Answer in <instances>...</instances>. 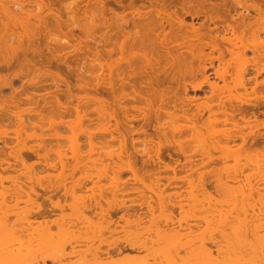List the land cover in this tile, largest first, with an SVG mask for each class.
Wrapping results in <instances>:
<instances>
[{"label": "rangeland", "instance_id": "rangeland-1", "mask_svg": "<svg viewBox=\"0 0 264 264\" xmlns=\"http://www.w3.org/2000/svg\"><path fill=\"white\" fill-rule=\"evenodd\" d=\"M16 1H19L20 3H22V1H24L23 2L24 4L22 3L23 6L21 5V9L23 11V15L20 14V12H21L20 11V5L17 4ZM155 1L154 0H118V1L117 0L116 1H114V0H0V3L3 4L5 7H7V9L11 10L15 14L19 13L20 15L19 14L18 15L21 16L20 19L22 21L25 20V18H26L25 14L30 15L31 16V17H29V21H30L29 23L30 24H28V25H30V29L31 30H36V27L39 28L37 30V36H36V33H35V37H34V47H33V49L35 51L31 52V50H29V52H26V53H22V52L16 53V58L14 59V64H16L18 62H24L23 56L29 57L31 55H33L35 57V58L33 57L34 59H36L38 55H40L41 57L43 56V57H48V58H50L52 55L53 56L55 55L56 58L59 57V59H60V61L57 60V62H63V64L60 63V65H58V63L56 62L57 63L56 64V63H54L55 62L54 61L53 63L51 62V65H52L51 68L49 67L50 66L49 64H48L49 65L48 67L51 70V69H53V66L56 64L55 67H57V69L59 68V73L61 75H63L64 78L66 79L67 83H69L68 87H67V84L65 85V83L62 84V83H59V82H58L59 84H57L58 86L54 85L53 83H54V81L56 79L55 80L53 79V82L51 84L50 82L52 81V78H50V79L48 78L50 80L49 81L48 79H46V81H49L48 85L46 84V86L43 87V85H40V83H41V81H40V82H38V84L35 85L36 87L35 86H33V87L30 86V87H28V89H26L27 85H26L25 82L28 80V78H21V80L24 82L23 86H24L25 90H27L28 92H35V94L37 95V97L35 96L36 100H37V98H40L42 95H45L44 98L41 97L43 99L42 102L47 103L46 105L50 106L53 109V108H55L54 107L55 106V99L57 100L58 97H61L62 100H61V98H59L61 100V101L60 100L59 101L61 102V104H63L65 107H67V112L68 113L67 114H62L64 117L61 115V117L58 116L59 118L57 119L56 115L48 114L49 117L46 116L48 118V120L46 118L43 121L45 123V125L42 122L43 124L41 125V128H39L41 131L34 129L35 130L34 133L35 134L37 133L36 135L39 134V136H41L44 139H42L41 137H40L41 139H39V138L35 139V137H34L31 140L27 139L26 140L27 142L25 141V144H26L25 146L27 148L31 147V146H33V148H34V146L36 147L38 145L39 141H40L41 143H39V144H43V147H45V149H48L50 151L49 157H51V156L52 157L49 158V161L51 159L50 162L55 164L57 169L54 170L55 169L54 168L53 170H51V169H49V170L46 169L45 170L42 167L43 164H38V165H36V167H34V170H36L38 172L39 176L45 177L44 179L46 181L43 178H42L43 180L41 179L42 180L41 183L44 184V186H45V183L48 182L47 180H49L50 183L55 184V185L59 184V182H60V184L61 183L62 184L65 183L64 185L66 186V189H68V188L70 189V193H73V191L71 189L75 188L73 194H70L69 191H68V194L66 196L67 197L66 198L67 201L68 200L69 201L73 200L72 197L70 198V195H72V196L74 195V197H73L74 200H84V199H87V200H98L97 198H100L98 194H100V192L102 193L101 190L103 189L104 193H102V194H104L106 196L102 195V199H104L106 197L105 198L106 200H110V199H112V197H111L112 195H115V196L117 195L118 196L120 194L118 197L117 196L114 197V199L118 198L119 200H122V199L126 200L125 204H127V205L130 204L131 200H135L136 202H139L140 198L138 197L136 191L135 192L132 191L133 190L132 188L136 187V189H140L142 187V185L137 183V182H135L136 180H134V177H132V175L129 172H126L124 169H120V167L118 166V165H120V161H118L119 159L116 157L118 152H119V154L121 153L124 158H125V156H128V155L129 156L130 155L131 156H135L138 159L137 162H139V163H137L138 168L141 167V169L139 168L140 172H145V171H148V169H149V171H151L153 169L158 170L156 168L157 166H155V167H153L152 165L146 166L142 161H143V159H146V158L148 159L149 155L154 157L155 154H156L155 150H157L159 148V150H161L160 152H161L165 162H170V157L172 159H178L179 160L180 164L177 165L175 168L177 170V172H176L177 175L176 176H177V178H180L181 176L184 177L187 173H189V171H188L189 170V166H187L185 164L184 156H182L181 154L178 155V153H176V151L179 149L178 144L183 147L182 148L183 150L185 149V151L190 152L191 155L193 154V156H196V159H198L199 158V154L202 155V153H204L206 151V149L208 148V144H209L208 142L210 140V138H209L210 135H211L210 137H212V136L214 137V135H216L215 138L220 139V137L222 136L221 133L226 132V130L228 128H230L229 124H227V125L214 124L215 126L212 124L211 126H209L210 124H207L208 123L207 122V116L209 115L208 112H204L203 118H200L197 121V123H195V125H196L195 126V130H197V131L191 129V127H192L191 124H189V123H187L185 121L183 122V120H181V119L177 120V119L171 118L170 116L167 117V115H166V118H165V115H163V116L161 115L155 121V119H154L155 116L152 114V111L154 113V111H156L157 109H161V107H162V109L165 108V109H163V112H164V110H172V109H170V106L167 107V106H164V105H162V106L160 105V101L157 100L158 99L157 95L159 93L157 90H160V88H164L165 89L166 87H167V90H168V88H169V90H168L169 92H167V93H168V96L171 98V100H173V96H174V94H176L175 93L176 91L178 92L177 95L182 93L181 92L182 90H180L181 88H177L176 89V87H175L176 84L175 83H173V82L171 83L169 80L166 81V79H164V76L162 74H160V73H162L161 69H162V67L166 68L165 72H166L167 75H170V74H172L174 72L175 73L179 72L181 69L184 72L186 70V68L184 70V66L185 65L182 66L181 63L177 67L176 66H174V67L171 66L170 67V64L168 63V60L167 61L165 60V61H160L161 64L159 66H156L155 63H154L155 66H153L154 64H151L152 66L149 65V66H151L149 68L148 65L145 66L143 59H141V60L137 59L138 62H134V61H137L134 58V60H131L130 62L133 61L134 63H136V68H133V69H135L134 70L135 73L137 72L136 74H138V73L141 74V72L144 74L145 72L149 73L150 71H152L149 74V75H151V74H153V72H154V74L156 72H159V73H156V74H159L160 78L164 79V81L166 83L163 82L164 83L163 86L160 85L159 89H157V87L155 86V89H156V90L154 89L155 92L151 91L152 88L150 89L148 87L147 88L148 89L147 94L150 95V93L153 92V93H151L152 95H150V97H149L146 94V90H147V89H145L146 86H143L145 88L138 86L139 85V83H138L139 80L143 81L145 79L144 75L142 74L143 76L139 80L137 79L138 76L135 78V79H137L138 82L135 81L136 84L134 83V86H135L134 89L135 88L138 89V90L142 89V90L139 91L140 93L142 92L141 96H143V97L145 96V100H150V103H152V104H150L151 108L147 110V106H146L147 104L144 103L145 102L144 100H143L144 101L143 102L142 100L138 99V103L136 104L137 100L135 99V104L136 105H133V106H137V109H140V108L143 109L144 110V111L142 110L143 113L140 112V111H138L136 113V111L132 110V109H131L132 111L129 110V107H131L130 105H132V103H133V102L131 103V100L128 101L129 99L127 100L125 97L123 98L125 101L123 99H122V101L120 100V96H121L120 93H123L122 95H124V94L129 95L130 94L131 96H133V93H131L132 90L130 89L129 86H125V87L123 86L124 87V89H123L124 91L122 90L123 91L122 92L121 89H120L121 82H119L115 78L117 74H119V73L123 74V71L125 73V69H126V72L130 71L129 66H127L126 63L124 62L125 60H127V59H129L131 57L130 56L131 55L130 54L131 51L128 48L129 44L126 45L127 47H126L125 51H130V53L129 52H125V53L122 52L123 53V56H122V55H120L121 53H120V51L118 49L117 50L115 49L116 51L114 50V53L111 54V55L109 53V52H113V51H109L111 48L113 49V48L117 47L116 44H118L120 46L121 42L123 43V41H125V40L122 39L123 37H120V35H121L120 33L124 34L126 32L124 37H127V35H129V34H130V36H131V34L133 35L134 30H136L138 32L137 38L138 37L140 38V36H142L144 34V31H146V27L150 26L147 29V30H149V29L150 30L146 31L145 34H147L146 38L149 37L148 39L151 40V41L149 40L150 43H152V41H153L154 45H152V48H155V45L156 44L159 45V41L161 39H164V36H163L164 35L163 31H164L166 39L168 40L169 43L171 42L173 44L177 40L176 43L177 42L178 43L177 44L176 43L173 44V45H175V48H171V49H174L175 51L174 50H169L170 54L168 55L167 52L163 53L165 50L164 51L162 50L163 52L160 50V52H162V53H159L158 52L159 50L157 51V49H152V51L156 50L157 52H154V53L151 52L153 55L152 54H148L149 57L146 56L147 59H152L153 61L155 59V60L158 61L159 57H157V55H158L157 53H159L161 58H163L165 56L168 58V56L172 57V55H173V57L177 56L176 57L177 59H179V60L183 59V61L187 62V61H189L191 59V54H190L191 51H188V47L190 48V46H193V44H192V42H189L188 44H185L184 43L185 40L182 41V38L185 36V34L188 35V36L191 34V33L190 34L185 33L186 30L189 29L191 25L194 26V27H198V26L200 27V25H202L204 27H208L207 29H213V27H214V24L211 23L208 20V18L205 16V14L202 12L203 9H205V11H207L206 10L207 7H205L206 5L202 7L201 3L197 4L198 2H200L199 0H157L156 2ZM206 1L207 2L209 1V2H212V3H220L221 2L220 0H206ZM168 2H171V3H169V6H167ZM157 3L158 4H162L163 3L164 7L167 6L166 8H163L162 5H159L160 7L162 6V8L164 9L163 11L167 12L168 14H170L172 16L171 19H170L171 20L170 21L171 24H172V21H174L175 19L178 18L177 19L178 21L175 20L176 22H179V20L181 19V21H183V23H184V26L188 27L186 29L184 28L185 29V32H184L185 34L183 33L184 36L181 34V32H182L181 30H180V33H179L178 30H176L177 31L176 34L179 33V35H176V34L173 35L174 31H173V33H171V30H173L176 27V26H174L176 24L173 23L170 26L169 22L166 23L165 20H162V21H165V22H163V24L160 22V20H161L160 17H162V16L159 17L158 14H156L159 11L160 7L159 6L158 7H154V6L157 5ZM259 3L262 4L264 2L261 0ZM227 6L231 9L230 15L232 17H234L235 20H236V15L237 14H239L241 12H244V10L242 8L234 7V5H232V3H230V2H229V4ZM17 7H19V8H17ZM132 8L134 10L136 9L137 13L140 10V14L141 15L139 16V14L134 13V10ZM196 8H197V10H196ZM151 9L153 11L149 12ZM155 9H156L157 12L155 11ZM199 12H201L202 14H199L198 16L196 14H194V13H199ZM144 13H146V14H144ZM249 13L252 16L254 15L251 12H249ZM120 14H122V16H124L126 14V17L124 16V20L127 18L126 19L127 21L125 20L127 22L126 24L125 23H121L122 21H119V18L116 19L118 22L121 23V25H125V26H123V28H122L121 25L118 26L119 24L115 20V18H117L115 15H120ZM193 14L195 16H192ZM56 15H58L59 18L61 17L60 18L61 21H60L59 25H57L56 22L54 21V19H55L54 16H56ZM173 15L174 16L179 15V16H177V18H176ZM120 17H121V15H120ZM225 18H226L225 20L217 22V27L218 28H217L216 31L213 32V35L218 34L220 37L221 36L232 37L231 34H229V33L228 34H224L222 27H223V25H225V23L226 24H233L234 21L229 20V18L227 16ZM38 19L39 20L43 19L42 21H46L47 26H48V30H49V34H46V32H43L44 29L42 28L41 22ZM2 21H3L2 23L6 22V20H4V19ZM114 21H115V23H117L115 26L116 27L117 26L121 27V29L116 28L113 25V24H115ZM158 21H159V24L157 23ZM133 23H134V25H133ZM85 25H86V27H85ZM151 25H153L152 27L155 28V29L153 28L154 29L153 31H152ZM158 25L160 27L161 26L164 27L163 28L164 30L162 29V27L159 28ZM58 26L61 29H58ZM78 27H80V28H78ZM87 27L90 28L89 32L88 31L86 32L85 30H84V32H82L83 29H86ZM160 29L163 30V31H161ZM207 29L203 28V32H207ZM119 30L121 32H119ZM18 31L20 32V30H17V32ZM160 32H162V34L157 36V34H159ZM117 33L119 34V36H118ZM180 35L182 36V38H181ZM48 36H49V38H48ZM111 36H113V37H111ZM186 37L187 36H185L183 39H185ZM259 37L261 39V38L264 37V35L260 34ZM14 38H15L14 35L9 34L8 39L10 41L8 42V44L9 45L13 44L12 48L14 46L16 47V45H17V44H15V42H17V40L16 39L14 40ZM130 38H132V37H129V40H128L129 43L131 41ZM55 39H56V42H55ZM124 39H126V38H124ZM148 39H147V41H148ZM190 39H191V36H190ZM110 40H111V44H110ZM113 40H114V42H113ZM136 40H139V39H136ZM50 41H52V42H50ZM115 42H116V44H115ZM137 42L138 41H136V43ZM181 42L183 44H185V46L188 45V47L184 48L183 45L179 44ZM25 43L26 42L24 40L22 45L27 46ZM178 44L180 46H183L184 50L182 49V47L181 48L178 47L177 46ZM223 46L227 47L226 44H224ZM193 47H191V48H193ZM127 48H128V50H127ZM136 49L134 50V52H136L135 54L139 55V53L141 52L142 49H140V48L137 49V50ZM139 50H140V52H139ZM183 51L184 52L186 51V52L183 53ZM203 52H204L203 54H208L209 50L206 48V49H204ZM193 53H197V52L194 51ZM2 54H4V53H2ZM212 55L214 57H216L217 55H219V53L214 52ZM121 57L123 58V61H120V62H122L123 64L122 63H118V65L120 67L118 66L119 68L118 67L116 68L115 65H117V63H115V62L118 61V59L120 60ZM247 57L248 58L251 57V53L250 52L247 53ZM227 58H228V56L225 55L224 59H227ZM163 63H166L167 65L163 64ZM184 64H185V62H184ZM14 66H16V65H14ZM39 66L37 64V67H39ZM109 66H113V67H109ZM206 66L208 67V64ZM179 67H181V68H179ZM223 67L224 66H223V64L221 62H218V61L215 60L213 62V67L212 68H208L207 71H206V75L209 76V82H214V83H216V85L218 87H222V88L225 85H224L223 81H221L219 79L217 80L214 77V69H218V70L221 71V70H223ZM13 68L14 67H12L11 70ZM177 68H179V71H178ZM14 69H16V68H14ZM155 70H157V71H155ZM233 70L234 69H232L230 71L231 72L230 74L231 75L233 74L232 76L234 77L235 70H234V72H233ZM0 71L3 72V73H8L3 68H1ZM119 71H122V72H119ZM180 72L182 73V71H180ZM128 73L131 74V72H128ZM140 74H138V75H140ZM123 75H121V76H123ZM146 75H148V74H146ZM254 76H255L254 71L251 72V70H249L248 74L246 75V77L250 79V82L246 86L247 92L249 91L251 93L250 90L253 87H255L254 86V84H255ZM231 78H229V76H228V79L225 82L226 83L225 87L230 89L231 94H235V92L242 93V88L238 87V89H237V85H236V83H234L235 81L233 79H231ZM200 79L201 78L197 77V76L195 78H193V79H191V78L189 79L188 78V79H186V81H187L186 83H188V84H191V83L195 84L196 83L197 84V83L201 82ZM256 79H257L256 80L257 83L263 81L264 74L261 73L260 76H257ZM43 80H42V83L45 81V80L44 81ZM94 80L97 81L98 83L95 82ZM109 82H111L113 84V87L109 86L110 85ZM144 82H145V80L143 81V84H144ZM56 83H57V81H55V84ZM80 84L82 86L85 85L87 87H85V86H84L85 88L81 87V86H79ZM227 84H228L229 87L227 86ZM13 85H14L13 88L19 89L21 87L22 83H21L20 80H14V84ZM50 85H52V86H50ZM69 85H70V87H69ZM39 86H42V87H39ZM55 86H57L58 88L56 89ZM249 86L251 87V89L248 88ZM78 87L80 89L84 88V90L82 89L80 91V90H78L79 89ZM110 87H112L113 89L110 88ZM261 87H263V86H261ZM67 88L68 89L71 88V90H70V92L72 93L71 98H70V96H67L69 94L71 95L70 92L67 93L69 91V90H67ZM186 88H187V91L184 94L185 96L183 94H181V97H184V100H185V98L190 100L191 103L188 102V104H190L189 114H191V113L193 114V113L196 112V108L197 109L198 108L202 109L203 107H205V104L208 102L207 98L210 97L211 89L207 85H204L200 91H192L189 85H187ZM235 88H236V90H235ZM263 88H261V90ZM175 89H176V91H175ZM258 89H260V86H259V88H257V92H258ZM44 90L46 91V93H45ZM149 91H151V92H149ZM48 92H49L50 96H49ZM64 92H66V95H65ZM10 93H11V89L10 88H3L2 91H1V95H4V96L10 95ZM62 93H64V95ZM111 93L113 94L112 96H111ZM144 93H145V95H144ZM38 95H41V96L38 97ZM224 95L226 96V95H228V93L225 92ZM64 96L69 97V98H66ZM251 96L254 97V95H252V94H251ZM251 96H249L250 104L249 105H245L247 107H243L244 106L243 105L242 108H248L251 105L258 106L256 104L262 103V101L260 102L259 100H257L259 102V103H257V101L255 99L253 100ZM115 97H116V99H115ZM153 97H154V99H153ZM41 98L38 99L37 101L40 102ZM93 99L94 100L96 99V100L94 101ZM101 100H103V101L100 103ZM184 100L182 98V102ZM140 101H142V103H140ZM51 102H53V103H51ZM210 102H208V103L210 104ZM216 102H217V98L212 100V103H216ZM255 102H256V104H255ZM48 103H49V105H48ZM50 104L53 105V106H51ZM138 104H139V107H138ZM76 106H78V112L77 113L73 109V107H76ZM123 106H125V107H123ZM142 106H143V108H142ZM259 106H263V105H259ZM120 108H122L121 110L125 112L124 116L128 115V117L125 116L126 117L125 118L124 116H122L123 112H121ZM123 108H124V110H123ZM126 108H127V110H126ZM52 109H50V110H52ZM102 109H103V112H102ZM145 109H146V111L148 113H150L154 117L151 116L150 114L148 116V113L145 111ZM125 110L127 111V113H126ZM128 111H129V113H128ZM103 113H104V116L102 115ZM106 113L109 116H107ZM45 115H47V114L45 113ZM131 115H133L135 119ZM131 117L135 121H132V122L130 121L129 122L127 120V122H126V119H128V118L130 119ZM219 117L221 118V116H219ZM109 118H110V120H109ZM145 118H147V119L150 118V119H148L149 121L147 122V120H145ZM114 119H115V121H114ZM48 121H50L51 124H49ZM158 122H159V124H158ZM171 123H173L172 124L173 127H172ZM242 123L243 122L240 121V124H242ZM46 125L48 127L51 125L49 127L50 129ZM159 125H160V127H159ZM118 126H120L119 129L117 128ZM154 126L155 127L157 126L156 127L157 129ZM130 127H132V129H130ZM46 128H48V129H46ZM116 129L118 130V133H116L117 132ZM140 129L145 131L146 134H148L151 137V138H149L150 140H152L150 142L151 146L147 145V144H144L145 141H143V140H145L146 137H145L144 134L141 133L142 131L140 132ZM189 129L192 130V131H190ZM43 130H44V132H43ZM134 131L135 132L137 131L138 134L135 133ZM155 131H157L158 133L155 132ZM194 131L197 132V133H195ZM245 131L248 132V128H245L243 130L244 133H245ZM27 132L29 134L32 133L30 130H27ZM256 132L257 133L258 132L262 133V132H264V129L260 128ZM213 133H215V134L213 135ZM117 137H119V138H117ZM90 141L94 142L93 150L90 148V145H91V144H89V143H91ZM168 144L171 147H169ZM76 145H77V147H76ZM167 146L169 148H166ZM205 147H207V148H205ZM43 149L44 148H42V150L40 152L42 154L45 153V152H42V151H44ZM78 149H79V152L78 151H77V153L73 152L74 150H78ZM90 149H91V151H90ZM58 150H60V151H58ZM103 150H104V152H108V154H109V152L111 153L113 151L116 154V156L112 155V157H113V159H112L111 158V154H109V156L111 158L110 159L109 156L107 155V153L104 154L102 152ZM57 151H58V154H59V152H62L61 154H63V155L65 154V157H66L65 158V157L61 156V157H63L62 159H64V161H62L61 163L65 165V166L64 165L63 166L65 167V170H66L65 171L64 167H62L63 168V173H61V174H62L63 177H61V174H60L62 168L60 169V166H59L61 158L57 154ZM146 151L149 154V155L147 154L148 156H145V154L147 153ZM154 151H155V153H154ZM253 152L252 153L249 152L250 154L247 153V156L245 155L246 157L244 155L242 156L240 154L236 155L237 153L235 155L231 154L232 155L231 157L229 155H225L222 161H219V162H216V164H213L215 167L219 168V166H220L221 169L223 168L225 174H226L227 170H228V173H232L233 170L237 171L238 168H239L238 171H240V169H242V171H243V173H242L243 176L240 175L243 178H241L239 176L240 177L239 178L240 179L239 183H237L235 185L234 184H230V185H232V187L233 186L234 187L229 189L228 191H226L228 193L225 192L224 194H222L224 196L220 195V197H219L218 195H214V193H212L213 197L216 198L215 200L217 202L219 201V204H218L215 200H212V202H214V201L216 202L214 204H216V205L218 204L217 205L218 207H216L217 209H216L215 212L213 211L214 208H212V207H214V205L212 206L211 204H209V205L212 206V207H210L212 209H208V211L210 210L211 213L212 212H214V213L211 214L210 212H208V216H207V214H206L207 212H206L205 215L203 214L206 217L203 218L202 214H200V212H199V208L197 207V210H196V208L191 207V206H190L191 207L190 210H192V211H189L188 213L192 212L194 215L198 214V215H196V216H198V218L195 217V216H192L193 214L188 215L187 212H186L187 214L184 213L185 215L182 214L183 212L180 213V210L178 209V207H176L172 211L173 213L171 212L174 217L172 215H170V217L172 216V218H174L173 220H176V221L179 220L181 225H182V227H185L186 225H188L190 227L192 234L190 233L191 235L189 237H187L189 234L187 236L185 235L186 233H188V232H186V230H188V229H186V230L184 229V231L182 230L183 232L180 231L182 236H180L178 239L175 240L174 238H172L165 245H160V246L158 244H157L158 246L155 245L154 250L151 251L152 253L148 252L149 253L148 254L145 251H136V250L132 251V250H128V249H122L120 254H117V252H115L114 250L110 249L109 250L110 251V255L113 258L112 262L107 263V261H108L107 259H105L101 263L100 262H98V263L97 262H93V261L90 260L88 262V264H189V262L191 264L193 261L192 262L188 261L189 260L188 259L189 255L186 254L188 249L190 250L192 248L194 252H197V254H199L197 249L202 244V242L204 240L209 239L210 236H212V237L214 236L215 239L220 241L219 242L220 243L219 244L220 245L219 246L220 247V253H217V251L216 252L214 251V250L217 249L215 246L212 247L213 245L204 242L207 247H210V249L211 248L213 249V250L211 249L212 250V256L214 258L213 264H230L231 260L229 261V258L232 259V261L233 260H237V259L233 258L235 254H236L235 258L240 253H241L240 254L241 256H244L245 258H248V256L250 257V255L252 254V251H253V255H254L255 251L258 254H262V251H264V229H263L264 228V219L261 218V221L256 220L257 219L256 216L258 215V214H256L258 212V208L257 207L258 206L260 207V205L258 204V199L256 201V196H259V194H261V192H263L262 195H264V181H263L264 180V152H262L261 154H260V152H256V153L255 152L253 153ZM72 153L74 155H71ZM89 153L92 154V156ZM75 154H78V157L80 159L78 158V160H77V155H75ZM213 154H214V157H219L220 156L219 152H215ZM22 155L25 158V161H26L27 165L30 164V163H33V162H37V160H38L37 157L34 154L29 153L27 151H22ZM81 155H83V157ZM71 156H73V157L71 158ZM74 156H76V157H74ZM87 156H89V158H87ZM141 156H142V159H141ZM226 156H228L227 159H226ZM102 157H106V158L104 159ZM5 158L11 164L10 168L13 167L15 169L14 170L8 169V170H6V172L0 171L3 176H9V175L13 176V175L17 174L16 172H18V171H20V172L24 171V169L22 168V166H20V164H16L15 163V165H14L13 159L11 157L6 155ZM58 158H59V161L57 160ZM107 158L109 160H106ZM92 159H94V160H92ZM115 160L118 161V162H116ZM122 160L125 161L123 158H122ZM75 161H76V164H75ZM77 161H80V162H77ZM115 163H116V165H114ZM109 164H111V165H109ZM122 164H124V163H122ZM183 164L186 165L185 168L181 167ZM198 164H200V163H198ZM106 165L109 166V167H107ZM213 165L211 164V165H207V166H204V167H199L200 166L199 165V166H195V167H197V168L199 167L198 171L201 172L203 170H205V171L210 170L211 168H213ZM102 166L103 167L105 166L104 169H103ZM114 166L115 167L118 166L119 169H120L119 171H121V170L123 171L124 170L125 172L123 171V172L118 173V168L116 170L114 168ZM121 166H124V165H121ZM174 166H175V164L172 163V167H174ZM105 169H107V170H105ZM161 171H163V170H161ZM50 173H51L52 176H55L52 180L46 178L47 174H49V178L52 177L50 175ZM58 173L60 174L59 177L56 176V174L58 175ZM161 176H163V177L167 176V177L171 178L172 177V173H171V171H165L164 173L161 172ZM130 177H131V179H130ZM56 178H57V180H56ZM59 178H61V179H59ZM83 179H84V181H83ZM193 179L196 180V176H194ZM20 181L24 184L22 186L23 189L29 193L30 182L28 180H26L25 177H23V176L20 177ZM240 181H241V183H240ZM123 182L125 184V188L127 186V190L128 191L127 190L125 191L126 194L124 195V194H121L119 192H118L119 194L118 193L117 194H114V193L112 194V189L115 190L114 188L117 187V183H118V187L117 188L121 189L123 187L122 186ZM160 183H161V185H167V181H166L165 178L161 179ZM170 183H171L170 186H172V187H168L165 190V192H166L165 194H167V193L171 194L172 192H176V191L180 192L181 191V193L183 192L182 196L184 198H186V196H188L186 194V191H188V188H187L188 186L186 184V181L182 182L180 180H176V181H171ZM101 184H103V188L102 189H101V186H102ZM146 184H148V183H146ZM11 185H12V183L10 181H4L3 182V186L4 187H10ZM113 185H115V187ZM120 185H121V187H120ZM133 185H134V187H133ZM256 186L259 188V191L256 190V189H258ZM254 187H256V188H254ZM128 188L132 189L131 190L132 193H131V191H129L130 189H128ZM161 188H162V186H161ZM83 189H85L86 191L83 190ZM141 189H143V188H141ZM97 190H98L99 193L97 192ZM210 191H211V189H210ZM255 191H258V192H255ZM127 192H130V193H127ZM145 192H147V191H145ZM37 193L39 194V197L35 201L40 203L41 206L43 207L44 203H43L42 200H47L46 199L47 196H50L51 194L50 193H46V192L42 191L41 189H38ZM62 193H63V191H62V189H60L56 193L52 194L51 200H49V206H50L51 210L49 211L48 215L45 216V217H47V219H49V220L50 219H54L60 214L59 210L54 209V208L51 207V203L56 202V199L57 200H61V201L64 200L63 197H62V195H63ZM144 194L147 195V196H151L152 197V204L155 205L157 203V200L152 195V193H150V192L148 193L147 192V193H144ZM193 194L195 195V198H196V200H193V201H198V199H199L198 202H202L203 199L208 200L207 198H203L202 197L203 195H201V194H199L197 192H194ZM77 195H78V197H77ZM244 195H246V196H244ZM249 195H251V196H249ZM29 196H30L31 199H34V196L32 194H29ZM68 197H69V199H68ZM108 197H109V199H108ZM201 197H202V201L200 200ZM26 199L27 198L24 196L23 197V201L26 200ZM166 201H169V200H166ZM171 201H172V203L176 202V204H178L177 202H179L178 200L177 201L170 200L169 202L171 203ZM188 201L186 199V200H181L180 202L185 204ZM91 202L93 203V201H91ZM212 202L210 201V203H212ZM242 202H244V203H242ZM253 203L254 204L256 203V204L254 205ZM241 204H243L245 206H243ZM189 205H191V204L189 203ZM189 205H188L187 208H189ZM205 205H207V204H205ZM23 206H24L23 203L19 204V207H23ZM184 206H186V204ZM251 206H254V207L257 206V207H255V208L252 207L254 209L253 210L251 208ZM231 207H232V209H231ZM243 207H244L243 210L248 212L247 214L245 212V214H246L245 216H244V213L242 212L243 210H241V208H243ZM248 207H249V209H248ZM185 208L186 207H184L183 209H185ZM234 208H236V209H234ZM156 209L154 210L155 212L153 213L155 215L156 219L154 218V215L152 217L154 218L153 220H157V221H154V222L151 221V223H157L158 222L157 223L158 225L159 224L162 225L164 223V221L167 219V215H169L168 213H170V212L167 211V215H165L166 213L164 214L165 217H166V219H165V217H163L164 215L162 216V213L161 212H160L161 214L158 213L159 211L156 210ZM145 210H146L145 207H143V208H141L140 210H137V211H139L140 213H142V212L144 213ZM236 210H238V211H236ZM251 210H253V211H251ZM263 211L264 210H262V212ZM64 213L65 214H69V213H72V212H70V209H67V210L64 211ZM108 213H109V217L112 220H114L115 222L118 223V227L116 229L119 230V232H118L119 234L118 233L117 234H113L114 235V236H112L113 238L109 237L108 233H105L104 234L105 236L103 235V238L104 239L107 238L109 242H115V243L117 241L123 242L124 240L132 239V238L145 239L144 237L146 235H147L146 237H150L151 235L153 236L154 229L156 227H158V226H156L157 224L152 225L151 223H149V221L152 220L151 218H149L150 217V214H149V215H147V216H149L147 218L149 220L146 219L148 221V225L144 224V225H146V227L144 225H142L139 228H134L133 226L132 227L130 226V228H128L129 227L128 226L127 227L128 229H125L126 227L124 228L125 232L122 231V233H120L121 232L120 231V226L123 225V222L119 221V217H121V215L123 213L121 211L120 212L119 211L118 212L111 211V212H108ZM229 213H232V214H229ZM237 213H239V215ZM252 213L253 214L255 213L256 216H255V214L252 215ZM72 214H74V213H72ZM89 214L90 213H88V215ZM180 215H182V216H180ZM251 215L253 217L255 216L256 219L252 218ZM12 218L13 217H11L10 219H12ZM70 218L74 219V217H70ZM132 218L133 217H131V219ZM168 218H169V216H168ZM251 218H252L253 221L251 220ZM29 220L32 221V222H34V221L38 222V221H42L43 218L41 216L37 215V214L36 215L32 214L29 217ZM244 222H245V224H244ZM145 223H146V221H145ZM246 223H247V225H246ZM259 223H263V225H262L263 227L261 228L262 230L259 229L256 232L252 231V230H254V227H256L254 225H256V224L258 225ZM149 224L152 226L150 229H152L154 226H156V227H154L152 229V234L149 233V232H151V231H149L150 230L149 228H148L149 230L148 229L144 230L145 228L150 227ZM251 224H253L252 228H251ZM193 225H194V227H193ZM245 225L247 227H249V226L250 227L247 228ZM245 227L247 228L248 231L249 230L251 231V232H247V231L246 232L249 233V234L251 233L252 236H249V234L244 233L245 231H243V230L246 229ZM111 228H113V226H111ZM55 229L56 228L53 227L51 230L56 232ZM255 230H256V228H255ZM221 232H223L222 233L223 236L220 235ZM184 235L186 237H184ZM224 235H226V237ZM208 236H209V238H208ZM86 237H88V241L83 242V243H81L80 246H78V248L80 247V250L81 249L82 250H89V249L92 250L94 247H96L98 245V238L96 236V229L94 227H90V228L87 229ZM182 237H184V238H182ZM222 237H225V238H222ZM142 239H140V240H142ZM246 239L248 240V242H247ZM243 240H244V242H243ZM7 243H6V248L8 247V249H9V246H10V248H12L15 245V243H9L10 245H8ZM247 243H249V245ZM250 243L252 245V248H254L255 251L252 250V248H251V251H250V249H249V247H251ZM243 245H245V247ZM17 246L18 245H16L15 247H17ZM4 247L5 246H3V247L1 246L0 249H2ZM51 247H53V246H51ZM184 247H186V248H184ZM107 248H108L107 245H102V247H101L102 250H107ZM259 248L262 249V251L260 253L257 252V251L260 250ZM53 249H52V252L48 251L49 254L50 253H52V254L54 253ZM68 249H69V247L66 248L67 251H68ZM177 249H179V251H180V252L177 251V252H179L177 254L179 256H177L174 253ZM185 249H187V250H185ZM192 249H191V251H192ZM54 250L56 252V249H54ZM183 250H185V251H183ZM243 251H245V252H243ZM249 252H251V254ZM55 254L56 253H54L53 255H55ZM263 255H264V252H263ZM127 257H129L130 259L128 260ZM69 259L70 260L67 259V261L65 260L66 262L64 261L63 263L64 264H75V263L76 264H82V263H80V261L78 263L77 258H75V259L74 258L73 259L69 258ZM46 264H58V263H56V262H54V263L46 262Z\"/></svg>", "mask_w": 264, "mask_h": 264}, {"label": "bare ground", "instance_id": "bare-ground-1", "mask_svg": "<svg viewBox=\"0 0 264 264\" xmlns=\"http://www.w3.org/2000/svg\"><path fill=\"white\" fill-rule=\"evenodd\" d=\"M114 1H116V0H114ZM199 1L200 2L197 1L198 2L197 4L201 3L202 7L206 5L205 7H207V9H206L207 11H205V9H203L202 12L205 14V16L208 18V20L211 23L214 24L213 29H207L208 27H204L202 25H200V27L199 26L198 27H194V26L191 25L190 28L187 29L186 32H185V29L188 28V27L184 26V23H183V21H181V19L179 20V22L175 21V20L178 19L177 16H179V15H176V16L173 15L177 19L174 18L175 20L173 19L174 21H172V24L173 23L176 24V25H174L176 27L173 30H171V33H173V31H174L173 35L176 34V32H177L176 30H178L179 33H180V30H181L182 31L181 34L183 36H184L185 33H187V34L191 33L189 36L185 34V36H187L189 39H190V36H191L190 40L187 37L186 38L188 40L186 38L183 39L185 36L183 38H182L181 35L180 36L182 38V41L185 40V42H184L185 44H188L189 42H192L194 47L190 46V45L189 46H190V48L193 47L194 49L191 48L192 49L191 50L188 47V45L185 46V44H183L182 42H181L182 44L179 43L180 45H183L184 48L188 47V51H191V53L189 52L191 54V59L189 61H187L188 63L186 61H183V59L182 60L177 59L176 58L177 56L173 57V55H172V57L168 56V58H167L165 56V57L161 58L159 53H162L165 50L163 53L167 52L168 55H169L170 54L169 50H174V49H171V48H175V45H173V44L176 43V41H177L176 40L173 44L171 42L169 43L168 40L166 39L165 32L163 31L164 27H162V26L161 27H162L163 30H161V29L160 30L163 31L164 39H161L159 41V45L156 44L157 46L155 45V48H152V45H154L153 41H152V43H150L151 40L148 39L149 37L146 38L147 34H145V33H146V31L150 30V29L147 30L150 27L148 25L149 27H146V31H144V34L142 36L139 35L140 38L139 37L137 38L138 32L136 30H134V33H133V35L131 34V36H130V34L129 35L126 34L127 37H124L126 32L124 34L120 33L121 34L120 37H123L122 39L125 40V41L122 40L123 43L121 42L120 46L118 44H116V42H115L117 47L113 48V49L111 48L112 50L111 49L109 50V51H113V52H109V51L108 52L111 55V54L114 53L115 49L116 50L118 49L120 51V53H121L120 55L123 56L122 52H124V53L125 52H129L130 53V51H131V53H130L131 55L129 54L131 56L130 57L131 59L130 58L127 59V60L124 59L125 60L124 62L126 63L127 66H129L130 71L126 72V69H125V73L126 74L123 71V74L125 76L123 74L119 73L115 77L116 80L121 82V86L122 87L123 86L124 87L125 86H129L130 89L132 90L131 93H133V96H131L130 94L129 95H126V94L122 95L123 93H120L121 96L119 95L121 101L125 97L127 100L129 99L128 101L131 100V103L132 102L134 103V104L132 103V105H130L131 107H129V110L132 109V110H135L136 113L138 111L143 113V111H144L143 109H141V108L137 109V106H133V105H136L138 103V99L142 100V101L143 100L145 101V102L144 101L143 102L145 104H147L146 105L147 106V110L151 108L150 104H152V103H150V100H145V96L144 97L141 96L142 92L141 93L139 92L142 89H140V90H138L136 88L134 89L135 81L138 82L137 79L139 80L143 75H144V78H145L144 79L145 80V82H144L145 85L143 84L144 80L143 81L139 80V82H138L139 85L138 86H140V87L146 86V88L143 87L145 89H147L148 87L150 89L152 88L151 91H154V92L156 90L155 86L157 87V89L160 88V85L163 86V84H164L163 82H165L164 79H166V81L169 80L171 83L172 82L175 83L176 84L175 85L176 89L177 88H181L180 89V90H182L181 94H183V95L187 91V88H186L187 85L190 86L192 91H200L204 85H207L211 89V94H210V97L207 98V101L208 102L211 101V102H210V104L207 102L205 104V107L202 108L203 110L199 109V108H198L199 109L198 110L196 108V112L193 113V114L191 112H190L191 114H189L190 104H188V102H190V100H188L187 98H185V100H184V97H181V94L177 95L178 92L176 91V89H175V91H176L175 93L176 94L173 93L174 94L173 100H171V98L168 96L167 92H169L168 91L169 88H168V90H167V87L165 89L164 88H160V90H157L159 92L158 95H157L158 96L157 100L160 101V105L161 106L164 105V106H167V107L170 106V109H172L173 111L172 110H164V112H163V109H165V108H163V109H162V107H161V109H157L156 108L157 110L154 111V113L152 111V114L155 116V118H154L155 121H156V119H158L159 116L165 115V118H166V115H167V117L170 116L171 118L177 119V120L181 119V120H183V122L185 121V122L191 124L192 125L191 129L195 130V126H196L195 123H197V121L200 118H203L204 112H208L209 115L207 116V122H208L207 124H210L209 126H211L212 124L213 125L214 124H217V125L218 124L219 125L220 124L221 125L229 124L230 128L227 129L228 131L226 130V132L221 133L222 136L220 137V139L215 138V136H216V135H214L215 133H213L214 137L213 136L210 137L211 136L210 135L209 136L210 140L208 142L209 143L208 144V148L205 147V148H207L206 151L204 153H202V155L199 154V158L198 159H196V156H193V154L191 155L190 152L185 151V149L183 150L182 149L183 147L178 144L179 149L176 151V153H178V155L181 154L182 156H184L185 164L187 166H189V170L187 169L189 171V173H187L184 177L181 176L180 178H177V176H176L177 175L176 174L177 170L175 168L177 165L180 164L179 160L178 159H172L170 157V162H165L164 158H163V156H162V154L160 152L161 150H159V148L157 150H155L156 154H155L154 157L150 156L148 154V152L146 151L147 153L145 154V156L149 155L148 159L146 158V159H143V161H142L146 166H148V165H152L153 167L157 166L156 168L158 170H155V169L151 170L150 169L151 171H149V169L147 168L148 171H145V172H140L141 167H139L140 169L138 168L137 163H139V162H137L138 159L135 156H131V155L130 156L129 155L125 156L124 155L125 156V158H124L121 153L119 154V152H118L117 156H116V154L113 151L111 153L109 152V154H111V158L112 159H113L112 155L116 156L119 159V160L118 159L117 160L120 161V165H118L120 167V169H124L126 172H129L132 175V177H134V180H136L135 182H137V183L142 185L141 188H143V189H141V188L140 189H136V187H134V185H133L134 188H132L133 190L130 189L131 187L128 188V189H130L129 191H131V190L133 192L136 191L138 197L140 198V200L138 199L139 202H136L135 200H131L129 205L125 204L126 200H123V199L119 200L118 198H115L116 199L115 200L114 197H116L117 195L116 196L112 195L113 193L117 194L118 192L121 193V194H124V195L126 194L125 191L127 190V186L125 188L124 182H123V185H122L123 187L121 189L117 188L119 182L117 183V187H115V185H113L115 187L114 188L115 190L112 189V194H111L112 195L111 196L112 199H110V200H106L105 199L106 197L104 199H102V195H104V194H102V193H104L103 189H102L103 188V184H101L102 185L101 186L102 190L101 189L100 190L102 191V193L100 192V194H98L99 197H100V198H97L98 200H87V199L74 200V198H73L74 195L72 196L70 194L74 193V189L75 188L71 189L73 191V193H70V189L69 188H68L69 190L66 189V186L64 185L65 183L64 184H62V183L60 184V182H59V184L55 185V184L50 183L49 180H47L48 182L45 183V186H44V184L41 183V181L45 177L39 176L38 172L36 170H34V167H36V165L43 164L42 167L45 170L46 169L53 170L54 168H55L54 170H56L57 168H56L55 164L50 162L51 159L49 161V158L52 157V156L49 157L50 151L48 149H45V147H43V144H39V143H41L40 141H39V143H38V145L36 147L34 146L35 149L33 148V146L27 148L25 146L26 145L25 141L27 139L31 140L34 137H35V139L36 138H39V139L42 138L41 136H39V134L36 135L37 133L36 134L34 133L35 132L34 129L40 130L39 128H41V125L44 123L43 121H44V119L47 118L46 116H48V114H54V115L57 116V119H58L59 117H61L62 114H67L68 112H67V107H65L60 102L62 100L61 97L57 98L58 101L55 99V106H54L55 108H53V109L50 106H47L46 105L47 103L42 102L43 99L41 97L44 98L45 95H42V96L38 95V97L41 96L40 97L41 101L40 102L37 101L40 98H37V100H36L37 95L35 94V92H28L27 90L24 89V86H23L24 82L21 80V78H28V80L25 82L26 85H27V88L25 87L26 89H28V87H30V86H32V87L35 86L40 81H41L40 85H43V87H44V86H46V84L48 85V83L50 81L49 80L50 78H52V81L50 82L51 84L53 82V79L54 80L56 79L55 81H57V83L55 84V81H54V83H53L54 85H57L59 83H62V84L65 83V85L67 84V87H68L69 83H67V81L64 78V76L59 73V68L57 69V67H55V65L57 63H58V65H60V63L63 64V62H57V60L60 61V59H59V57H57L58 58L57 59L55 55H54L55 57L52 55L50 58L43 57V56L41 57L40 55H38L36 59H34L35 57L33 55H31L32 57L29 56L30 58L23 56L24 62H18L16 64H14V59L16 58V53H18V52L26 53V52H29V50H31V52L35 51L33 49V47H34V37H35V33H36V36H37V30L39 28L36 27V30H31L30 29V25H28V24H30L29 23L30 22L29 21V17H31V16L28 15V14L24 13L26 15L25 16L26 17L25 20L22 21L20 19L21 16H19V15L20 14L23 15V11L21 9V5H22V3L24 1H22V3H20L19 1H16V3L20 5V11L21 12H20V14L18 13L19 15L13 13L11 10L7 9V7H5L3 4L0 3V70H1V68H3L4 70H6L8 72V73H3V72L0 71V166L1 165L11 166V164L5 158L6 155H8L9 157H11L13 159L14 165H15V163L16 164H20V166H22V168L24 169V171L16 172L17 174H15L13 176H10V175L9 176H2L0 174V247L1 246L2 247L5 246L4 248L0 249V264H46V262H50V263L51 262L52 263L56 262L58 264H64L63 262L65 260L67 261V259L70 260L69 258H72V259L73 258L74 259L77 258L78 263L80 261V263H82V264L83 263L84 264H88V262L90 260L93 261V262H97V263L100 262L101 263L105 259L108 260L107 263H110V262H112V259H113L112 256L110 255V251H109L110 249L114 250L115 252H117V254H120L122 249H128V250H132V251L133 250L145 251V252L148 253V252L153 251L155 245H157V244L159 246L160 245H165L172 238H174L175 240L178 239L180 236H182L180 231H182V230L184 231V229L185 230L186 229L189 230V231L186 230V232H188V233L185 234L186 236L189 234L187 236V237H189L192 234L190 227L188 225H186V224H185L186 225L185 227H182V225H181L179 220L178 221L173 220L174 218H172V216H173L172 215V213H173L172 211L176 207H178V209L180 210V213L183 212L182 214H184L186 212L188 213L189 211H192V210H190L191 207L196 208V210H197V207H198L200 214H202V216L204 218V217H206V216H204L205 213L207 212L206 214L208 216V212H210V210L208 211V209L214 208L213 211L215 212L216 209H217L216 207H218L217 205L219 204V201L217 202L215 200L216 198L213 197L212 193H214V195H218L220 197V195L224 194L226 191H228L229 189L234 187V186L232 187V185H230V184H234L235 185V184L239 183V180H240L239 178L241 177L240 175L243 176L242 169H240V171H238L239 170V168H238L237 171H235V170H233V172L231 171L232 173H228V170H227V172L225 171L226 172V174H225L223 168L221 169L220 166H219V168L215 167L213 164H216V162L222 161L225 155H229L231 157L232 155H235L237 153L236 155L240 154L242 156L243 155L247 156V153H249V152L252 153L253 151L255 153L256 152H260V154L262 152H264V132H262V133H259V132L257 133L256 132L260 128L264 129V121H257L256 119H253V121H250L249 119L245 120L242 117L240 119V121L243 122V123L240 124V121H235L234 120V114H232L234 109L235 110L236 109L240 110V109H242L243 105H244L243 107H247L245 105H249L250 104L249 96H251V94L254 95V97L251 96L253 100L254 99L256 101L259 100L260 102L262 101V103H263V104L262 103L256 104V102H255V104L258 105V106L259 105H263L261 107H264V93H263L264 92V88H263L264 87V79H263V81H261L259 83L256 82L257 76H260L261 73L264 74V37L261 38V39L259 37L260 34L264 35V3H262L263 5L261 3H259L261 0H220L221 1L220 3H212V2H209V1L207 2L206 0H199ZM262 1L264 2V0H262ZM229 2L232 3V5H234V7H239V8H242L244 10V12H241V13L236 15V20H235L234 17H232L230 15L231 9L227 6L229 4ZM169 3H171V2H168L167 6H169ZM159 5L163 6L164 4L163 3L162 4H158L157 3V5L154 6V7H158ZM162 6L161 7L159 6L160 9H159L158 12L155 9V11L157 12L156 14H158L159 17L162 16V17H160L161 18L160 22L162 24H163V22L166 21V23L169 22V25L171 26L172 24L170 23V21H171L170 19H171L172 16L170 14H168L167 12L163 11L164 10L163 8H166L167 6H165V7L163 6V8H162ZM17 8H19V7H17ZM197 8H196V10H197ZM135 11H136V9L134 10V13L139 14V16L141 15L140 14V10L138 11V13H137V11L136 12ZM151 11H153V10L151 9L149 12H151ZM249 12L253 13L254 15L253 16L250 15ZM144 14H146V13H144ZM194 14H196L198 16L199 14H202V13L199 12V13H194ZM194 14L192 16H195ZM120 15H121V17H120ZM120 15H115L117 17V18H115V20L119 18V21H122L121 23H125L126 24L127 23L126 22L127 18L125 19L126 21L124 20V16L126 17V14L124 16H122V14H120ZM226 16L229 18V20L234 21V22H233V24H226L225 23V25H223V27H222L223 28V32H224V34H228V33L231 34L232 37H225V36H221L220 37L218 34L213 35V32L216 31L217 28H218L217 27V22L225 20ZM54 17L56 19V20L54 19V21L56 22L57 25H59V23L61 21L60 20L61 17L59 18L58 15H56ZM3 19L6 20V22L4 21L5 23H2ZM42 20H39V21L41 22V26L44 29L43 32H46V34H49L47 23H46V21H42ZM162 20H165V21H162ZM116 22L119 24L118 26L121 25V23L118 22L117 20H116ZM114 23H115V21H114ZM117 23H115L113 25L115 26ZM157 23L159 24V21ZM133 25H134V23H133ZM118 26L117 27L115 26V27L121 29V27H118ZM121 26L123 28V26H125V25H121ZM152 26L153 25H151V28H152V31H153L155 28L152 27ZM85 27H86V25H85ZM89 27H87L88 29L87 28L83 29L82 32H84V30L86 32L87 31L89 32V29H90ZM158 27L161 28L159 25H158ZM78 28H80V27H78ZM203 28L207 29V32H203ZM58 29H61V28H59V26H58ZM17 30H20V32L19 31L17 32ZM119 32H121V31L119 30ZM179 33L176 34V35H179ZM9 34L14 35V37H15L14 40L15 39L17 40V42H15V44H17V45H16V47L14 46L15 48L14 47L12 48L13 44L12 45L8 44V42L10 41L8 39ZM161 34H162V32L157 34V36L161 35ZM49 36H48V38H49ZM118 36H119V34H118ZM128 36L132 37V38H130V40H131L130 43L128 42V40H129ZM111 37H113V36H111ZM124 38H126V39H124ZM136 39H139V40H136ZM147 39H148V41H147ZM24 40H25V42H26L25 44L27 46L22 45ZM114 40H113V42H114ZM136 41H138V42L136 43ZM50 42H52V41H50ZM55 42H56V39H55ZM110 44H111V40H110ZM127 44H129L128 48H129L130 51H125V49L127 47L126 46ZM179 44L177 46L180 47V48L182 47V49H183V46H180ZM224 44H226L227 47H224L223 46ZM135 47L137 49H139V48L142 49L143 50V51L141 50L142 53L139 50V52H140L139 55L135 54L136 53V52H134V50L136 49ZM128 48H127V50H128ZM206 48L209 50V53L208 54H203L204 53L203 51ZM152 49H157V51L159 50L158 51L159 53H157L158 55L156 54L157 57H159L158 61L155 60V59H154V61L152 59H147L146 56H148V54H152L151 52H153V53L157 52L156 50L152 51ZM160 50L161 51L163 50V51L160 52ZM194 51H196L197 53H193ZM185 52L183 51V53H185ZM214 52L219 53V55L214 57L212 55ZM248 52L251 53V57H249V58L247 57V53ZM2 53H4V54H2ZM225 55L228 56L227 59H224ZM134 58L136 60L137 59H139V60L143 59L145 66L148 65L149 68L152 66L151 64L155 63L156 66H159L161 64L160 61H165V60L167 61L168 60V63L170 64V67L171 66H173V67L176 66L177 67L181 63L182 66H184V65L186 66V67L184 66V70H185V68H186V70L183 72V70L181 69L180 70V71H182V73H181L179 71V68H181V67H179V68H177L179 72H176V73L174 72V73H172L170 75H167L166 72H165L166 68L162 67V69H161L162 73H160V74H162L164 76V79H161L159 74H156V73H159V72H156L155 74L153 72V74L149 75L150 72H152V71H150L149 73L145 72L148 75H146L145 73L143 74L142 72H141V74L138 73V74L141 75L140 76V75L136 74L137 72L135 73V71H134L135 69H133V68H136V63H134V62H138V60L134 61V62L133 61L130 62L131 60H134ZM215 60L218 61V62H221L224 67H223V70H221V71L218 70V69H214V77L217 80L219 79V80L223 81L225 86H226L225 82L228 79V76H229V78L232 77L231 79H233L235 81L234 83H236L237 89H238V87L242 88V93L235 92V94H231L229 88H227L225 86H223V88L222 87H218L216 85V83L209 82V76L206 75V71H207L208 68H212L213 67V62ZM120 61H123L122 57L120 58V60L118 59V61L115 62V63H117V65H115L116 68L119 66L118 63H122ZM51 62L52 63L53 62L54 63L57 62V63L53 66V69L50 70L49 67L51 68V66H52ZM184 62H185V64H184ZM37 64H38V66L39 65L40 66L37 67ZM155 64L153 66H155ZM163 64H166V63H163ZM207 64H208V67L206 66ZM14 65H16V66H14ZM149 65H151V66H149ZM12 67H14L16 69L13 68L14 70L13 69L11 70ZM109 67H113V66H109ZM232 69L235 70L234 77L232 76L233 74L232 75L230 74L231 73L230 71ZM234 70H233V72H234ZM249 70H251V72L254 71V73H255V76H254V79H255L254 86L255 87H253L252 89L250 88L251 89L250 90L251 93L249 91H248L249 92L248 93L247 90H246V86L250 82V79L246 77V75L248 74ZM155 71H157V70H155ZM119 72H122V71H119ZM128 72H131V74L128 73ZM121 75H123V76H121ZM196 76L200 77L202 79V80L200 79L201 82H199L197 84L196 83L195 84L186 83L187 82L186 79H188V78L189 79L190 78L193 79ZM136 77H137V79H135ZM46 79H48L49 81H46ZM14 80H20L21 81L22 85H21V87L19 89L13 88ZM42 80L44 81L43 83L45 85L42 83ZM95 82H97V81H95ZM81 84L79 86H81V87L85 86V85L82 86ZM109 84H110L109 86L113 87V84L111 82H109ZM50 86H52V85H50ZM57 86H55L56 89L58 88ZM121 86H120V89L122 91L124 89V87L122 88ZM227 86H228V84H227ZM259 86H260V89H258V92H257V88H259ZM261 86H263V87H261ZM39 87H42V86H39ZM69 87H70V85H69ZM85 87H87V86H85ZM112 87H110V88H112ZM3 88H10L11 89L10 95H8V96L1 95V91H2ZM84 88H82V89L84 90ZM261 88H263V89L261 90ZM82 89L79 88L78 90L81 91ZM67 90H69L67 92V93H69L71 88H69V89L67 88ZM235 90H236V88H235ZM46 91H45V93H46ZM151 91H149V92H151ZM147 92H148V89L146 90V94H147ZM225 92H227L228 95L225 96L224 95ZM64 93L66 95V92H64ZM64 93H62V94L64 95ZM151 93H153V92H151ZM151 93H150V95H152ZM48 94H49V92H48ZM112 95L113 94L111 93V96ZM144 95H145V93H144ZM150 95L147 94V96H149V97H150ZM49 96H50V94H49ZM67 96H70V98H71L72 93H71V95L69 94ZM64 97H66V96H64ZM59 98H61V100ZM66 98H69V97H66ZM182 98L184 100L183 102H182ZM216 98H217V102L216 103H212V100L216 99ZM115 99H116V97H115ZM135 99L137 100L136 104H135ZM153 99H154V97H153ZM102 101L103 100H101L100 103ZM142 101H140V103H142ZM51 103H53V102H51ZM257 103H259V102L257 101ZM48 105H49V103H48ZM51 106H53V105H51ZM251 106H253V105H251ZM123 107H125V106H123ZM138 107H139V104H138ZM142 108H143V106H142ZM50 109H52V110H50ZM73 109H74V111L76 113L78 112V106L73 107ZM121 109L122 108H120V110ZM123 110H124V108H123ZM126 110H127V108H126ZM145 111H146V109H145ZM102 112H103V109H102ZM121 112H123L122 116H124L125 112L122 111V110H121ZM45 113L47 115H45ZM126 113H127V111H126ZM128 113H129V111H128ZM149 114L150 113H148V116H149ZM102 115L104 116V113ZM153 115H151V116H153ZM107 116H109V115L107 114ZM131 116H133V115H131ZM219 116H221V118ZM126 117H128V115ZM133 118H134V116H133ZM133 118L131 117L130 119L129 118L126 119V122H127V120L129 122L130 121L131 122L135 121L134 120L135 118L134 119ZM148 119H150V118H148ZM148 119L145 118V120H147V122L149 121ZM47 120H48V118H47ZM109 120H110V118H109ZM114 121H115V119H114ZM48 123L51 124L50 121H48ZM158 124H159V122H158ZM172 124L173 123H171V125ZM44 125H45V123H44ZM119 127L120 126H118L117 128L119 129ZM132 127H130V129H132ZM159 127H160V125H159ZM172 127H173V125H172ZM48 128H46V129H48ZM245 128H248V132L245 131V133H244L243 130ZM27 130H30L31 132L33 130L34 131L31 134H29L27 132ZM192 130H190V131H192ZM195 131H197V130H195ZM43 132H44V130H43ZM140 132L142 134H144L145 137H146V139L143 140V141H145L144 144L150 145L151 144L150 142L152 140H150L149 138H151V137L148 134H146L145 131H143L141 129H140ZM155 132H157V131H155ZM116 133H118V130H117ZM135 133H137V131ZM195 133H197V132H195ZM117 138H119V137H117ZM42 139H44V138H42ZM92 142L89 143V144H91L90 148L93 150L94 142L93 143ZM76 147H77V145H76ZM169 147H171V146L169 145ZM169 147L167 146L166 148H169ZM42 148H44L43 149L44 151H42V152H45L43 154L40 153ZM91 149H90V151H91ZM3 150H8L9 153L5 154L3 152ZM22 151H27L29 153L34 154L37 157V159H38L37 162H33V163H30V164L27 165L26 161H25V158L22 155ZM58 151H60V150H58ZM58 151H57V154H58ZM77 151L79 152V149L78 150H74L73 152L77 153ZM155 151H154V153H155ZM102 152L104 154L107 153V155L109 156L108 152H104V150ZM215 152H219L220 156L219 157H214L213 153H215ZM61 153L62 152H59V154H58L60 156V158H61L60 159V163H59L60 169L65 166L64 164L61 163L62 161H64V159H62V158L65 157V154L63 155ZM71 155H74V154L72 153ZM75 155H77V160H78V158H79L78 154H75ZM90 155L92 156V154H90ZM61 156H63V157H61ZM81 156L83 157V155H81ZM72 157L73 156H71V158ZM74 157H76V156H74ZM227 157L228 156H226V159H227ZM87 158H89V156H87ZM102 158L105 159L106 157H102ZM109 158H110V156H109ZM122 158L125 161H123ZM141 159H142V156H141ZM57 160L59 161V158ZM92 160H94V159H92ZM106 160H109V159L107 158ZM118 161H116V162H118ZM77 162H80V161H77ZM122 163H124V164H122ZM172 163L175 164L174 167H172ZM198 163H200V164H198ZM75 164H76V161H75ZM185 164H183L182 166L180 165V166L185 168V166H186ZM211 164L213 165V168L210 167L211 168L210 170H207V171L203 170L201 172L198 171L199 167H204V166L211 165ZM109 165H111V164H109ZM114 165H116V163ZM121 165H124V166H121ZM118 166H116V167L114 166V168L116 170L118 168V173L123 172L124 170L123 171L122 170L119 171L120 169H119ZM195 166H199V167L197 168ZM104 167H103V169H104ZM107 167H109V166H107ZM14 169L15 168H13L12 170H14ZM64 170H65V167H64ZM105 170H107V169H105ZM161 170H163V171H161ZM2 171L6 172V169H2ZM165 171H171L172 177L169 178L167 176H165V177L161 176V172L164 173ZM61 173H63V168H62L60 174ZM60 174L58 173V175L56 174V176L59 177ZM50 175H51V173H50ZM22 176L25 177V179L30 182L29 193L27 191H25L23 189V187H22L24 185L20 181V177H22ZM194 176H196V180L193 179ZM54 177L55 176H52V177L49 178V174L46 175V178H48L50 180H52ZM61 177H63L62 174H61ZM57 178H56V180H57ZM164 178L167 181V185H161V183H160V180L164 179ZM241 178H243V177H241ZM59 179H61V178H59ZM130 179H131V177H130ZM176 180H180L182 182L186 181V184L188 186V187L186 186L188 188V191H186V194L188 196H186V198H184L182 196L183 192L181 193V191L180 192L179 191L172 192L171 194L170 193L169 194L168 193L165 194L166 193L165 190L168 187H172V186H170L171 185L170 182L171 181H176ZM4 181H10L12 183V185L10 187H4L3 186V182ZM83 181H84V179H83ZM146 183H148V184H146ZM240 183H241V181H240ZM161 186H162V188H161ZM120 187H121V185H120ZM256 187H254V188H256ZM38 189H41L42 191L51 194L50 196H47V198H46L47 200H51L52 194H54L58 190L62 189V191H63L62 197H63L64 200L61 201V200H57L56 199V202L52 203V207L54 209H58L60 211V214L56 218L50 219V220L44 219V220L38 221V222H35V221L32 222V221L29 220V217L33 213L35 215L36 214L38 215V212L41 211V204L35 201L39 197V194L37 193ZM210 189H211V191H210ZM83 190H85V189H83ZM256 190L259 191V188L256 189ZM68 191L70 193L69 194L70 198L72 197V199H73V200H70V201L68 200L69 202L66 200V198H67L66 196L68 194ZM132 191H131V193H132ZM145 191H147L148 193L149 192L152 193V195L156 198L157 203L155 205L152 204V197L151 196H147V195L144 194V193H147ZM258 191H255V192H258ZM97 192H98V190H97ZM194 192H197V193L203 195L202 197L203 198H207L208 200L203 199V201H202V197H201L200 200L202 202H198L199 199H198V201H193V200H196L195 195L193 194ZM127 193H130V192H127ZM226 193H228V192H226ZM29 194H32L34 196V199H31ZM262 194H263V192H261V194H259V196H256V201L258 199V204L260 205V207L259 206L258 207L255 206V207L258 208V212L256 211L257 209L255 210L257 212L256 214H258V215L256 216V214L254 213L255 216L257 217V219H256L255 216L254 217L252 216V215H254L253 213L251 215L252 218H255L256 220H259V221H261V218L264 219V211L262 212V210H264V200H263L264 199V197H263L264 195H262ZM24 196L27 199L23 201V197ZM104 196H106V195H104ZM222 196H224V195H222ZM244 196H246V195H244ZM249 196H251V195H249ZM77 197H78V195H77ZM68 199H69V197H68ZM108 199H109V197H108ZM186 199H187V201L189 200L188 202L191 205H189V203L186 202L185 203L186 206H184L185 204L180 202L181 200H186ZM166 200H169V201L170 200H175V201L178 200L179 202H177L178 204H176V202L172 203V201H171V203H170L169 201H166ZM212 200H215L218 204L217 205L214 204L216 202L215 201L212 202ZM91 201H93V203ZM210 201L212 203H210ZM20 203H23L24 206L23 207H19ZM242 203H244V202H242ZM205 204H207V205H205ZM209 204H211L212 206L214 205V207H212ZM188 205H189V208H187ZM241 205H243V204H241ZM243 206H245V205H243ZM143 207H145V209H146L144 213L143 212L140 213L139 211H137V210H140ZM184 207H186L185 208L186 210L183 209ZM210 207H212V208H210ZM252 207H254V206H251V208ZM67 209H70V212H72L74 214H72V213L65 214L64 211L67 210ZM155 209L159 211L158 213L161 212L162 216L165 213H166L165 215H167V211L170 212V213H168L169 215H167V219H166L165 215L163 216V217H165L166 220L164 221V223L162 225L159 224L160 226L157 224L158 222L157 223H151V221H153V222L157 221V220H153L155 218V215L153 214L155 212L154 211ZM231 209H232V207H231ZM234 209H236V208H234ZM243 209H244V207L241 208V210H243ZM248 209H249V207H248ZM253 210H251V211H253ZM111 211H115V212H118V211L120 212L121 211L123 213L121 215V217H119V221L123 222V225L120 226V231H121L120 233H122V231H124L125 229L130 228V226L131 227L133 226L134 228H139V227H141L144 224L148 225V221L147 220H149V219H147V218L149 216H147V215H149V214H150L149 218L152 219V220L149 221V223H151L152 225L157 224L156 226H158V227L154 226L156 228L154 229L153 236L151 234H152V229L154 227L152 229H150L152 226L149 224L150 227H147V228L144 229V230H146V229L149 228L150 230L149 229L148 230L151 231L149 233H151L150 235L152 237L150 235H149L150 237H146L147 236L146 235L144 237L145 239L140 238L142 240H140L138 238H136V239L132 238V239L124 240L123 242H120V241H117L116 243L115 242H109L107 238H105V239L103 238V235L105 233H108L109 237H112V236H114L113 234H117L119 232V230L116 229L118 227V223L115 222L114 220H112L109 217V213L108 212H111ZM236 211H238V210H236ZM214 212H212V213H214ZM242 212L244 213V216L248 213L245 210H243ZM245 212H246V214H245ZM88 213H90V214L88 215ZM190 214H193V213L192 212L188 213V215H190ZM229 214H232V213H229ZM237 214L239 215V213H237ZM153 215H154V218L152 217ZM170 215H172V216L170 217ZM196 215H198V214H195V215L193 214L192 216H195V217L198 218V216H196ZM168 216H169V218H168ZM180 216H182V215H180ZM11 217H13V218L10 219ZM70 217H74V219L72 218L73 219L72 220ZM131 217H133V218L131 219ZM252 218H251V220H252ZM145 221H146V223H145ZM244 224H245V222H244ZM246 225H247V223H246ZM262 225H263V223H259L258 225L257 224L254 225L256 227H254V230H252V231L256 232L257 230H259V229H261L263 227ZM111 226H113V228H111ZM144 226L146 227V225H144ZM252 226H253V224H251V228H252ZM53 227L56 228L55 229L56 232L51 230ZM90 227H94L96 229V236L98 238V245L96 247H94L92 250H90V249L89 250H82V249L80 250V247L78 248V246H80L81 243L88 241V237H86V231ZM193 227H194V225H193ZM249 227H247V228H249ZM247 228L245 230H243V231H245L244 233L249 234L247 232H251V231L250 230L248 231ZM255 228H256V230H255ZM222 233L223 232L220 233L221 236H223ZM250 234H249V236H252V234L251 235ZM185 235H184V237H186ZM209 236H208V238H209ZM224 236L226 237V235H224ZM184 237H182V238H184ZM211 237L212 236H210L209 239L204 240L202 242V244L199 246V248L197 249L199 254H197V252H194L192 248H191L192 251H191V249L190 250L188 249L186 254L189 255V257H188L189 260L188 261H191V262L193 261L191 264H213V261H214V258L212 256V250L213 249L211 248L212 249L211 250L210 247H207L205 245V243H209V244L213 245L212 247L215 246L217 249L214 250V251L215 252L217 251V253H220V247H219L220 246L219 245L220 241L215 239L214 236H213L214 238L213 237L211 238ZM225 237H222V238H225ZM243 242H244V240H243ZM247 242H248V240H247ZM6 243L8 245H10L9 243H15V245H14V247L11 246L13 249L10 248V246H9V249H8V247L6 248ZM247 244L249 245V243H247ZM16 245H18V246L15 247ZM102 245H107V247H108L107 250H102L101 249ZM51 246H53V247H51ZM243 246L245 247V245H243ZM250 246L251 247H249V249L251 251V248H252L251 243H250ZM67 247H69L68 251L66 250ZM53 248L56 249V252H55V250ZM184 248H186V247H184ZM52 249H53L54 253H56L55 255H53L54 253L53 254L52 253L49 254V252H52ZM185 250H187V249H185ZM185 250H183V251H185ZM252 250H254V248H252ZM177 251H179V249H177L174 252L176 255L180 252V251L179 252H177ZM261 251H262V249H260L257 252L260 253ZM243 252H245V251H243ZM263 252L264 251H262V254H258L255 251L254 255H253V251H252V254H251V252H249L251 255L249 257L248 256L249 254H248L247 255L248 258H245L244 256H241L240 255L241 253L238 254L237 257L235 258V256H236V254H235L233 258L237 259V260H233L232 261V259L229 258V261L231 260L230 264H264ZM177 256H179V255H177ZM129 257H127L128 260L131 258V257L130 258ZM189 264H190V262H189Z\"/></svg>", "mask_w": 264, "mask_h": 264}, {"label": "flooded vegetation", "instance_id": "flooded-vegetation-1", "mask_svg": "<svg viewBox=\"0 0 264 264\" xmlns=\"http://www.w3.org/2000/svg\"><path fill=\"white\" fill-rule=\"evenodd\" d=\"M248 88H251V87L249 86ZM234 110H233L232 114H234V120L235 121H240V119L242 117L245 120L249 119L250 121H253V119H256L257 121H264V107H261V106H250L248 108H242L240 110L236 109L235 111ZM3 152L5 154L9 153L7 150H3ZM2 169H6V170L11 169L12 170L13 168H10V166H8V165H1L0 166V171H2ZM0 174L2 175L1 172H0ZM42 201H43L44 205H43V207L41 206V211L38 212V215L41 216L43 218V220H44V219H47V217H45V216L48 215V213L51 210V208L49 206V200H42ZM51 207H52V203H51Z\"/></svg>", "mask_w": 264, "mask_h": 264}]
</instances>
